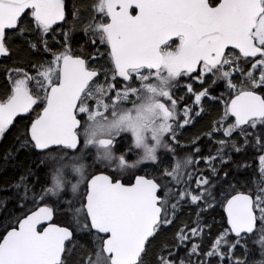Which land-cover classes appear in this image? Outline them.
Returning <instances> with one entry per match:
<instances>
[{"label": "snow or ice", "instance_id": "1", "mask_svg": "<svg viewBox=\"0 0 264 264\" xmlns=\"http://www.w3.org/2000/svg\"><path fill=\"white\" fill-rule=\"evenodd\" d=\"M78 32L94 51H73ZM17 39L35 60L10 56ZM0 57L10 85L0 100V139L40 106L3 157L22 172L0 191L23 214L8 213L0 264H264V0H0ZM101 57L111 80L90 87ZM181 77L188 82L179 85ZM157 108L149 147L143 132ZM202 114L211 119L191 140L199 159L170 169L178 130ZM165 133L171 155L157 158ZM133 141L145 167L127 164ZM113 149L117 164L98 162L112 160ZM21 150L26 164L16 158ZM88 156L75 195H58V178L41 184L48 161ZM250 159L261 178L238 188L232 168L249 169ZM200 160L205 166L189 171ZM218 207L226 214L219 221ZM188 208L191 223L182 216Z\"/></svg>", "mask_w": 264, "mask_h": 264}, {"label": "trees", "instance_id": "2", "mask_svg": "<svg viewBox=\"0 0 264 264\" xmlns=\"http://www.w3.org/2000/svg\"><path fill=\"white\" fill-rule=\"evenodd\" d=\"M66 3L69 6H71L72 0H66ZM73 41H74V45H73L74 52L77 51L81 46H83L86 51L88 50L94 51L95 49V46H91L90 48L89 45L85 44L82 33H79V32L76 33L73 37ZM14 44L16 46V49L13 52H11L10 56H12L13 58L22 59L24 61H31V60L36 59V57L31 52H29L26 47H22L23 42L21 40L17 39L16 41H14ZM99 47L102 52L105 51L102 45H99ZM50 58H51L50 54L45 55L43 57V59L45 60L50 59ZM4 62H5V58L0 61V64ZM7 63L10 64L11 60L7 61ZM97 69L100 71V74H101V78H99L98 82L107 84L103 70L100 68H97ZM182 82H183L182 80H179L178 84ZM9 88H10V85L7 83L6 77L2 73H0V100H3L6 98V96L9 94ZM39 107L40 106L38 105L35 111L30 116H27L24 118H18L15 124L13 125V127L5 133L4 138L0 139V186L9 184L13 181L18 180L22 172L21 168H13L11 166L12 165L11 160L9 161V164L5 166L3 157L7 150H9L10 148H13L14 146H18L19 141L16 139L17 136L20 135V133L23 131L24 125L29 123V118L34 119ZM210 119H211V116H203V119L198 117L192 126L184 130L185 136L178 137L180 144L179 146L176 147L174 157L168 161V166L170 169L175 167V162L177 160H180V158L188 157L191 155L193 159L195 160L199 159L200 154L195 153L194 146L191 144V141L189 139L193 138L197 134H202L207 129ZM199 144L202 147V151L206 153L208 149V144H206V139L201 138L199 141ZM211 147L214 150L216 146L212 145ZM163 151H161L160 154L163 153ZM164 153L166 155H171V154H167L166 151ZM233 157L235 160L241 159V157L237 154H233ZM16 158L17 160L23 161L25 164L28 163V154L24 150H21L19 155ZM133 158L134 157H131V159ZM248 162L252 164V167L249 169L236 171L234 166L232 168V175L236 178V180H234L233 182L236 183V181H239V183H237L238 188H240L241 185H243L244 188L252 189L254 186V182L261 178L257 170L258 161H253L250 159ZM139 167L142 168V167H145V165H142ZM224 167L227 168L228 166L225 165ZM40 172H41V184H43L46 182V172L43 166L41 167ZM9 195H10V192L8 191H0V209H5V211H0V236L5 234V231H4L5 225L8 222V220L11 219V217L8 215L9 212L13 213L16 216H21L23 214L19 210V208H17V206L14 205L15 204L14 201L7 200V197H9ZM189 212H194V208L186 209L182 213V216L189 223H191L193 217L188 215ZM222 215H224L223 209L218 207L216 209V220L219 221ZM248 247L253 250L255 258L259 259V252L256 251V249L259 248V245L258 244L254 245L250 242Z\"/></svg>", "mask_w": 264, "mask_h": 264}, {"label": "clouds", "instance_id": "3", "mask_svg": "<svg viewBox=\"0 0 264 264\" xmlns=\"http://www.w3.org/2000/svg\"><path fill=\"white\" fill-rule=\"evenodd\" d=\"M171 86V82H169L168 85H164V87L166 88H170ZM157 87H160L159 84H157ZM157 104L163 103V97H157L156 100ZM134 114V113H133ZM100 119V121L102 123H104L105 121L102 120V118H98ZM150 120L151 123L149 124V126L147 128H145L143 135L145 137V143L149 146V147H155V141L152 139V128L157 127L160 123V109L157 108V110L155 111V113L150 115ZM121 134H125V133H121ZM128 135L131 136V132L126 133ZM166 137H167V133H165L162 137H161V146L156 148V156L157 158L159 157V154L161 151L166 150L163 145L167 142L166 141ZM97 138H100L99 136ZM132 153H134V158L131 160H127V164L130 165H136L137 167L142 166L143 165V161L141 160V158L143 157L144 154V149L143 147L141 148H136L134 146V141H133V147H132ZM112 155H113V159L112 160H107V159H103L101 158L98 162L105 164V165H115L118 163V157L121 154H118L117 152H115V150H112ZM188 157H183L180 158L179 161H181V163L183 164V161H185ZM137 161H141L140 164H137ZM52 165V171H51V186L52 187L56 181V179L58 178L60 181V187L57 189V194L58 195H62L65 191H68L70 193V195H75V193L73 192V186L78 184V182L80 181L81 178V174L86 173L87 171V167H86V163L84 161H82L79 164H76L74 166L68 167L64 164H58L56 162V159L54 160H50L49 161ZM76 168L80 169V172L75 171ZM127 170H131V169H125Z\"/></svg>", "mask_w": 264, "mask_h": 264}, {"label": "flooded vegetation", "instance_id": "4", "mask_svg": "<svg viewBox=\"0 0 264 264\" xmlns=\"http://www.w3.org/2000/svg\"><path fill=\"white\" fill-rule=\"evenodd\" d=\"M95 67H97V68H100V69H102L100 66H98V65H94ZM111 66V65H110ZM111 68V67H110ZM119 78V77H118ZM100 85H103V86H106L107 84H100ZM90 87H94V86H96V85H94L93 83H91L90 85H89ZM183 87H181V86H178L174 91H175V93H176V95H181V94H183V93H181V89H182ZM183 91H184V89H183ZM188 96L189 95H187L185 98L187 99L188 98ZM163 102H166L165 100H163ZM189 102H191V101H189ZM178 107L179 108H181V105H178ZM179 136H181V133L179 134ZM178 136V137H179ZM181 137H183V136H181ZM180 137V138H181ZM190 141L192 140V138H190L189 139ZM122 148H123V146H121ZM203 152V151H202ZM117 153L118 154H120V151H117ZM130 157H134V153H132V152H130L129 154H128ZM92 160H93V157L92 156H88L85 160H84V162L86 163V164H91L92 163ZM56 162H57V159H56ZM82 161H73V160H71V159H68V158H65V159H59V161L57 162L58 164H64V165H66V166H68V167H71V166H74V165H76V164H79V163H81ZM43 168L45 169V172H46V182L45 183H43L42 185L45 187V188H47V187H50L51 186V179H50V177H51V171H52V165H51V163L48 161L47 162V164L45 165V166H43ZM125 179H127V177H125ZM62 197H65V198H68V197H71V195H70V193L68 192L67 193V191H65L62 195H61ZM52 198H54L55 199V197H52ZM15 205V204H14ZM16 216V215H15Z\"/></svg>", "mask_w": 264, "mask_h": 264}, {"label": "rangeland", "instance_id": "5", "mask_svg": "<svg viewBox=\"0 0 264 264\" xmlns=\"http://www.w3.org/2000/svg\"><path fill=\"white\" fill-rule=\"evenodd\" d=\"M102 45V44H101ZM103 47H104V45H102ZM98 66H100L101 68H102V70H103V72H104V74H105V76L107 75V78L109 79V81L111 80V75H110V71H111V68H110V65H111V63H110V61H108L105 57H101L100 58V64H97ZM105 69H107V72H105ZM180 80H182L183 82L182 83H179V85H182V84H185V83H187L188 81H187V78H185V77H181L180 78ZM101 83V82H100ZM99 83V84H100ZM199 85H198V82H195L194 84H193V87H194V89L196 88V87H198ZM181 91V93H183L184 94V91H183V88L180 90ZM187 95H191V94H187ZM193 100H194V98H192ZM199 106H194V109L195 108H198ZM178 111H182V108H179L178 107ZM198 118V117H197ZM197 118H195V120L197 119ZM195 123V121L193 122V123H191L190 125H185L184 126V128H182V129H179L178 131H179V134L181 133V136H185V132H184V130L185 129H187V128H189L190 126H192L193 124ZM206 144H208L207 142H206ZM208 147H209V145H208ZM166 151V153H167V150H164L163 151V153ZM193 160H195V159H193ZM59 161V158H57V162ZM205 166V163H204V161L203 160H200V163L198 164V165H195V166H193L192 168H190L189 169V171H192V172H196V169L197 168H203ZM197 175L199 174V173H196ZM194 178H195V176H194Z\"/></svg>", "mask_w": 264, "mask_h": 264}, {"label": "water", "instance_id": "6", "mask_svg": "<svg viewBox=\"0 0 264 264\" xmlns=\"http://www.w3.org/2000/svg\"><path fill=\"white\" fill-rule=\"evenodd\" d=\"M2 58H3V57H0V60H1ZM93 79H94V78H93ZM92 81H93V80H92ZM90 82H91V81H90ZM25 115H26V114L18 115V116L15 118V120H16L18 117H22V116H25ZM15 120H14V121H15ZM14 121H13V122H14ZM224 215H226V214H224Z\"/></svg>", "mask_w": 264, "mask_h": 264}]
</instances>
